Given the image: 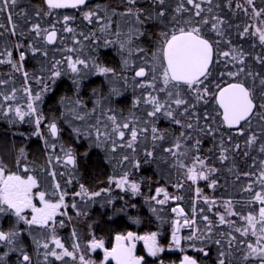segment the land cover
Here are the masks:
<instances>
[{
	"label": "snow or ice",
	"instance_id": "1",
	"mask_svg": "<svg viewBox=\"0 0 264 264\" xmlns=\"http://www.w3.org/2000/svg\"><path fill=\"white\" fill-rule=\"evenodd\" d=\"M42 2L44 7L35 8L37 19L33 21L24 9L15 11L20 0H0V66H7V71H0V119L10 125H32L30 135L41 138L46 161V165H37L24 147L17 149L12 167L0 157V216L15 217L9 227H0V264H9L12 255L16 264H96L89 255L96 250L103 251L101 264H145V257L136 255V241L144 242L151 257L166 250L181 252L179 264H203L200 257L211 259L213 251V264H236V258L240 264H264V71H254L248 63L251 57L264 67V52L253 55L229 35L235 28L238 40L254 39L251 47L258 43L264 49V0H223V4L219 0ZM223 7L231 16L243 13L251 23L233 24L229 16L217 11ZM62 9L77 10L79 18L92 28L80 30L74 26L78 16L61 14ZM54 15L60 18L49 19L47 25L41 23L44 17ZM16 17L30 24L27 31H18ZM69 39L72 46L65 43ZM85 41L96 51L115 47L121 57L119 71L98 56L84 55ZM134 56L142 62L137 63ZM30 57L39 65L34 71L27 67ZM128 71L133 73V91L142 90L134 95L132 109L143 105L145 118L131 109L123 116L103 103L110 104V97L123 95L115 82L128 86ZM69 74L74 95L61 97V118L77 139L91 138V147L103 150L113 165L109 187L96 191L78 182L77 153L61 141L59 119L46 116L43 110L45 96L58 79ZM89 75L103 76L113 85L108 97L92 90L96 99L90 110L79 94L82 81ZM92 117L94 122L89 123ZM161 120L177 126L178 134L158 127ZM73 121L84 122L83 127L73 125ZM253 121L258 131L253 129ZM236 137L244 138L243 147ZM205 140L212 142L206 151ZM253 151L259 154L258 160L251 155ZM141 152L143 161L137 158ZM234 154L250 158L251 170H239ZM213 158L221 165L231 161L227 171L236 181L248 178L241 188L250 194L246 201L217 200L204 194L198 186L201 181L213 190L219 184L216 174L221 169ZM142 163L167 171L169 180L177 177L171 183L175 193L159 186L154 195L145 197L161 224L167 222L160 215L163 206L183 201L180 191L186 184L189 189L196 186L190 213L179 203L170 209L174 217L167 248L160 243L158 232L138 235L131 231L116 234L109 248L104 239L97 238L92 224H87L90 240L82 243L72 227L71 244L66 246L57 229L66 227V220H73L68 209L74 210L75 217L87 219L89 201L95 202L104 194L107 203H113L112 185L133 196L142 195V184L151 181L143 176L133 178V170L139 172ZM60 166L65 171H58ZM117 169L121 171L117 173ZM58 176L64 178L63 184ZM74 180L79 190L69 193L68 186ZM201 202L207 205V213L216 209V220L204 207L197 208ZM237 204L242 208L237 209ZM198 215L202 227L197 223ZM133 222L140 223L138 219ZM184 229L189 230L187 235H182ZM24 233L31 236L35 257L21 239ZM189 248L199 256L187 254Z\"/></svg>",
	"mask_w": 264,
	"mask_h": 264
},
{
	"label": "trees",
	"instance_id": "2",
	"mask_svg": "<svg viewBox=\"0 0 264 264\" xmlns=\"http://www.w3.org/2000/svg\"><path fill=\"white\" fill-rule=\"evenodd\" d=\"M101 1H97L95 3H101ZM221 4H223V0H219ZM259 2V0H258ZM93 3V4H95ZM44 7L42 0H20L18 7L15 9L16 12H20L21 9H24L28 16L35 21L37 18L34 16L35 8ZM222 16H229L233 24H241L243 25L247 19L243 15V13H237L235 16H231L228 9L223 7L221 10H217ZM61 14H76L78 16L75 21L74 26H78L80 30L86 31V23L79 18L77 10L70 11H59ZM60 17L55 16L52 18L44 17L41 20V23L47 25L49 19L55 21ZM16 22L18 24V31L23 29L27 31L30 24H26L24 20L20 17H16ZM57 28H60V25L57 24ZM236 29L232 28L229 30L230 38L233 39L234 43L243 44L245 51L252 52L253 55L261 54L264 52L258 43L256 47H251L252 44L256 43L254 39L240 41L236 37ZM68 35V34H67ZM69 46H72L71 40H67ZM141 41H137L140 43ZM144 46H148V42L144 41ZM88 44V42H87ZM222 48L227 50V45H221ZM88 51L92 53L94 56H98L99 60L104 64L114 67L119 71L121 66V57L117 53L115 47L110 48H100L98 51L95 50L94 45L87 47ZM96 51V53H94ZM142 57L143 54H140ZM137 63L142 62L136 56L133 57ZM248 63L252 70L261 72L264 71V67L257 64L251 57H249ZM27 67L30 71L36 70L39 65L36 60L31 57L27 61ZM0 71H7V66H0ZM129 77V85L125 86L122 82H116L115 86L120 87L123 91L122 96H112L110 97L111 103L109 101H104L103 103L106 106H111L118 110V114L122 113L123 116L129 115V110L131 109L136 113V115L145 118V107L141 105L138 109H132V100L134 95H139L140 91L137 89L135 92L131 86V76L132 73L129 71L125 73ZM19 84V77H17V85ZM113 85L108 82V80L101 76L99 78H90L87 77L81 83L80 88V97L85 102L88 110L92 109L94 106V102L96 96L93 95V89H97V94L101 97H108L109 90ZM7 87V86H5ZM35 87V86H34ZM74 95V85L72 84L71 75L62 76L57 80L56 84L53 86V91L50 92L47 96H45V101L43 104V110L46 116L55 115L59 119V126L62 129L61 133V141L68 147H72L75 149L77 153V164L78 167L75 170L78 182L84 183L90 190L96 191L101 188L109 187L108 185V177L114 174L113 165L108 163L106 160V154L103 150L95 147H91L92 140L91 138H83L77 139L75 135L72 133L71 126L66 122L64 118H61V113L63 112V107L60 105L59 101L63 96H73ZM94 118L89 119V123L94 122ZM84 122L76 121L77 126L83 127ZM158 127L162 129H169L178 134L179 128L175 125H170L169 122L165 120H161L158 124ZM42 131L46 132L44 125H41ZM253 129L258 131L256 122L253 121ZM33 131V126L29 124H18V125H10L8 121L0 119V157H3L6 162L9 163V166L12 167V161L15 157L17 149L20 147H24L29 155V159L33 160L37 165H46L45 161V152L43 150V144L40 137L31 136L30 133ZM23 133L24 135H20ZM236 142L241 143L243 147V137H236ZM165 145L167 141L164 142ZM150 146V142H149ZM212 146V142L210 140H205L204 142V150L206 151L209 147ZM157 152H159V148H157ZM87 153V155H84ZM236 159L237 168L241 171H250V165L252 164V160L250 158H245L242 155L234 154ZM252 156L257 157L259 159V154L256 151H253ZM138 159L143 161L142 152L137 155ZM216 167L220 168L221 171L216 175L219 178V184L217 189L213 190L207 187V182L202 181L199 183V187L203 189L205 195H208L212 198H216L219 200L220 198L228 199L232 198L234 201H246L250 194L247 192L241 191V188L244 184L248 182V178L242 177L241 180L236 181L235 176L232 173L227 171V168L231 166V161L225 162L224 165L219 164L218 161H215L213 158L212 161ZM115 161H113V164ZM128 165H126L127 167ZM58 171L62 172L65 169L60 166L58 167ZM121 169H117L118 173ZM134 175L133 178H139L141 176L151 178L150 182H146L141 186L142 195L133 196L131 193L122 192L120 189L115 188L112 185V191L110 193L111 198L113 199V203L108 204V197L102 194L100 197L95 198V202L89 201L88 207V217L87 219L82 217H75L74 213L71 215L74 217L73 220L69 223L66 221V227L57 229L58 235L63 239L66 246H70L71 244V229L75 227L80 234L81 238H85L86 241L90 240V234L87 229V224L93 225V230L97 236V238H102L105 241L106 247H111L114 245L115 240L114 237L118 233H127L129 231L134 232L138 235H144L150 232H158L160 233V241L161 244L167 246L170 243V234H171V219L174 215L170 212V209L173 207L171 203L163 206V211L160 212V215L164 217L165 223L161 224L159 220H157L156 215L151 211L150 204L145 201V197H150L154 195V190L159 186H167L168 191L170 193H175L176 190L171 187V183L175 182L177 177L173 175L171 180L168 178L167 171L160 172L157 170L155 164L152 165H143L139 170V172H135L133 170ZM46 175V173L44 174ZM61 183L63 184V177H57ZM76 180L73 181L71 185L68 186L69 193H74L79 190V183ZM189 189L188 185H185V188L180 191V194L184 195L183 201H178L181 206L185 208L186 212L190 213V207L192 199L195 196L194 188ZM50 190V189H49ZM258 190V189H257ZM71 200V196L69 197ZM82 206V205H79ZM158 209L161 206L154 205ZM204 207L206 210V214L210 216L211 219L216 220L215 216L216 209L214 208L212 213H207V205H204L202 202L197 204V208ZM237 209L242 208V204L236 205ZM123 209V211H121ZM222 210V209H221ZM134 219H138L140 223H134ZM233 219H238L234 217ZM15 221V217H6L0 216V227L7 228ZM197 223L203 226L199 215L197 216ZM19 227L21 229L25 228V225L20 224ZM188 231L184 232V235H187ZM26 249L29 251L31 255L35 257L34 245L32 244L31 236L27 233H24L21 237ZM191 255H197L198 253L190 250L187 252ZM143 255L141 251L140 254ZM181 256L178 253H170L167 251L164 258L162 259L164 264H179ZM203 261V264H213V260L215 259V252L212 253V258H204L200 257ZM97 259V263L101 264L102 256L97 255L95 258ZM153 262H149L151 264ZM9 264H16V256L12 255L9 259ZM55 264H61V262H55ZM112 264V263H110ZM236 264H240L239 259L236 258Z\"/></svg>",
	"mask_w": 264,
	"mask_h": 264
},
{
	"label": "rangeland",
	"instance_id": "3",
	"mask_svg": "<svg viewBox=\"0 0 264 264\" xmlns=\"http://www.w3.org/2000/svg\"><path fill=\"white\" fill-rule=\"evenodd\" d=\"M245 18L247 19V22H248V23H251V21L248 20L247 17H245ZM84 23H86V22H84ZM91 28H92V26H89V25H87V23H86V31H87V30L89 31ZM66 35H67V34H66ZM69 40H70V39H69ZM69 40H68V41H69ZM65 43L69 46L67 40L65 41ZM84 43H85L84 55H92V53H90V52L88 51V49H87V47H88L87 41H85ZM94 47H95V46H94ZM103 49H106V48H103ZM94 53H96V51H95ZM66 54H67V53H66ZM56 55H57V58H59V54H56ZM129 72L132 73L131 71H129ZM132 74H133V73H132ZM69 75H71V74H69ZM88 77H90V78H99V77H101V76H98V75H89ZM115 83H116V82H115ZM141 91H142V90H141ZM72 123H73V125H76V121H73ZM201 182H202V181H201ZM68 199H69V198H68ZM76 199H77V201H79V198H78V197H77ZM78 206H79V205H78ZM173 207H174V206H173ZM68 211H69V214H70V215H71L72 213H74V210L71 209V208H69ZM58 219H60V217H58ZM66 221H67V220H66ZM67 222H68V221H67ZM184 232H185V229L183 230L182 235H184ZM159 240H160V238H159ZM81 241H82V243H86V242H87V241L85 240V238H81ZM160 243H161V241H160ZM186 243H187V242H186ZM105 246H106V245H105ZM165 247L167 248V246H165ZM140 250L143 252V255H144V257H145V264H149V262H153V263H151V264H160V261L164 258V256H165V254H166L167 251H173L175 254H176V253L180 254V256L183 255L181 252H179V251H177V250H166L164 253L160 254L158 257H151V256H149L148 253H147V250H146V248H145V246H144V242H143V241H136V249H135L136 255L140 254ZM190 250H192V249L189 248V249L187 250V252L190 251ZM98 254L101 255L102 258H103V251H102V250H96L95 252L89 253L91 259H93V260L96 262V264H99V263H97V259H95V258L97 257ZM187 254H188V253H187ZM189 255H191V254H189ZM138 256H141V255H138ZM164 263H166V262H164ZM112 264H113V263H112Z\"/></svg>",
	"mask_w": 264,
	"mask_h": 264
},
{
	"label": "water",
	"instance_id": "4",
	"mask_svg": "<svg viewBox=\"0 0 264 264\" xmlns=\"http://www.w3.org/2000/svg\"><path fill=\"white\" fill-rule=\"evenodd\" d=\"M99 0H92V3H95ZM70 10H74V9H62V10H59V11H70ZM175 203H179V202H175ZM175 203H171L172 206H175ZM173 214V213H172ZM174 215V214H173ZM185 231H189L188 229H185ZM170 253H173V251H170ZM205 258V257H204ZM110 263H113V262H110Z\"/></svg>",
	"mask_w": 264,
	"mask_h": 264
},
{
	"label": "flooded vegetation",
	"instance_id": "5",
	"mask_svg": "<svg viewBox=\"0 0 264 264\" xmlns=\"http://www.w3.org/2000/svg\"><path fill=\"white\" fill-rule=\"evenodd\" d=\"M99 1H101V0H99ZM140 252H141V250H140Z\"/></svg>",
	"mask_w": 264,
	"mask_h": 264
}]
</instances>
